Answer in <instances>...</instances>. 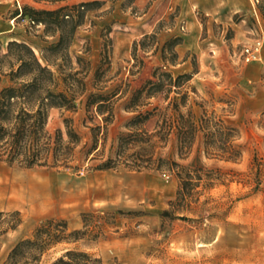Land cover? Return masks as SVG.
Returning <instances> with one entry per match:
<instances>
[{
  "label": "rangeland",
  "instance_id": "rangeland-1",
  "mask_svg": "<svg viewBox=\"0 0 264 264\" xmlns=\"http://www.w3.org/2000/svg\"><path fill=\"white\" fill-rule=\"evenodd\" d=\"M81 2L90 4L69 51L88 90L148 89L157 67L174 76L188 72L192 77L182 91L170 95L187 91L183 108L191 107L196 118L214 111L236 127L242 154L227 159L208 150L203 132L188 155L179 152L175 134L159 141L158 154L201 173L185 199L178 197V175L167 168L90 167L96 161L80 168L24 167L0 161V210H19L22 218L0 235V264L49 217L65 218L70 229L85 232L50 248L38 264H51L67 247L106 264H264V17L257 0H0V72L18 66L9 54L12 40L30 44L45 63L44 51L59 38L55 24L48 28L38 19L45 15L30 8ZM258 39L261 58L246 61L244 47ZM164 96L160 90L146 98L145 108L165 105ZM135 113L116 110L109 140L128 130ZM86 114L85 99L76 110L53 108L49 126L64 130V118L72 117L87 140L86 124L94 122H85ZM156 120L153 115L144 126L154 133ZM40 188L50 192L49 206L33 199ZM15 190L24 197H13Z\"/></svg>",
  "mask_w": 264,
  "mask_h": 264
},
{
  "label": "trees",
  "instance_id": "trees-1",
  "mask_svg": "<svg viewBox=\"0 0 264 264\" xmlns=\"http://www.w3.org/2000/svg\"><path fill=\"white\" fill-rule=\"evenodd\" d=\"M81 2L55 9L30 8L38 18L59 32L56 42L44 51L45 63L33 47L25 41L12 40L10 53H14L17 68L0 72V161L24 167H70L80 168L87 162L96 161L90 167L116 168H167L179 179L178 197L185 199L202 176L170 156L157 153L159 141H169L175 134L179 152L188 155L199 133L203 132L208 150L227 159H236L242 154L241 144L235 143L238 131L214 111L196 118L191 107L184 109L188 92L179 97L170 95L172 90L180 93L181 86L192 75L188 72L174 76L156 68V81L151 80L148 89L128 90L118 86L105 90L95 86L88 90L82 69L72 66L69 48L78 24L82 22L86 6ZM264 17V0H257ZM82 7V8H81ZM48 18H45L47 17ZM34 20H36L33 17ZM53 29V28H52ZM16 49L13 51V47ZM81 61V57H77ZM15 65V64H14ZM13 65V66H14ZM161 84L164 86L161 88ZM165 92L168 102L145 108L146 98ZM86 100L85 122L90 120V136L87 140L74 126L72 117H65V129H51L50 114L53 108L76 110ZM136 112L127 122L128 130L119 132L109 140L110 125L118 108ZM157 116L156 130L150 132L145 122ZM99 118L96 122L95 119ZM156 135V140L153 136ZM22 221L20 211L0 210V235L15 228ZM85 231L70 229L65 218L49 217L40 221L31 236L20 239L11 249L6 264H38L45 252L62 242L79 239ZM51 264H106L102 258L75 247H67Z\"/></svg>",
  "mask_w": 264,
  "mask_h": 264
},
{
  "label": "built area",
  "instance_id": "built-area-1",
  "mask_svg": "<svg viewBox=\"0 0 264 264\" xmlns=\"http://www.w3.org/2000/svg\"><path fill=\"white\" fill-rule=\"evenodd\" d=\"M263 42L258 39L254 44L244 47L243 54L246 61L257 60L261 58Z\"/></svg>",
  "mask_w": 264,
  "mask_h": 264
},
{
  "label": "bare ground",
  "instance_id": "bare-ground-1",
  "mask_svg": "<svg viewBox=\"0 0 264 264\" xmlns=\"http://www.w3.org/2000/svg\"><path fill=\"white\" fill-rule=\"evenodd\" d=\"M25 186H26V185H25ZM30 186H31V185H30ZM30 186H29V187H30ZM8 187H9V186H8ZM11 187H12V186H11ZM19 187H20V186H19ZM37 188H38V187H37ZM12 189H13V188H12ZM20 189H21V188H20ZM20 189H19V190H20ZM39 191H40V192H39ZM39 191H38V192H39L40 194H38V195H34L33 199H35V201L38 200L40 203H42V204L45 205V206L48 205L49 203H51V201H50V200H51V194L49 195L50 192L48 193L47 190L45 191V189H41V188H40ZM7 192H8V191H7ZM23 192H25V190H23L22 193H23ZM13 193H14V196H13V197H15L16 199H17L18 197H19V198H20V197H21V198L24 197L23 194L17 192L16 190H15V192H13ZM26 193H27V192H26ZM28 193H29V192H28ZM35 193H36V191H35ZM35 193H34V194H35ZM31 194H32V193H31ZM31 194H30V195H31ZM9 195H10V194H9ZM2 196H3V195H2ZM5 197H6V196H5ZM5 197H4V198H5ZM26 199H27V198H26ZM23 201H24V200H23ZM24 203H25V202H24ZM52 205H53V204H52ZM52 205H51V206H52ZM48 206H49V205H48ZM38 208H39V207H38ZM39 210H40V209H39ZM45 210H46V209H45ZM48 210H49V209H48Z\"/></svg>",
  "mask_w": 264,
  "mask_h": 264
}]
</instances>
